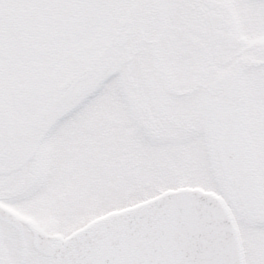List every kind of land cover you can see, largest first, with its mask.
Segmentation results:
<instances>
[{"label": "snow or ice", "instance_id": "snow-or-ice-1", "mask_svg": "<svg viewBox=\"0 0 264 264\" xmlns=\"http://www.w3.org/2000/svg\"><path fill=\"white\" fill-rule=\"evenodd\" d=\"M0 264H264V0H0Z\"/></svg>", "mask_w": 264, "mask_h": 264}]
</instances>
